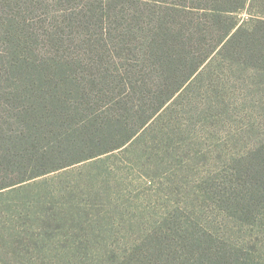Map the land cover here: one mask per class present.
Here are the masks:
<instances>
[{
    "label": "trees",
    "instance_id": "trees-1",
    "mask_svg": "<svg viewBox=\"0 0 264 264\" xmlns=\"http://www.w3.org/2000/svg\"><path fill=\"white\" fill-rule=\"evenodd\" d=\"M231 65L264 71V0H0V192L152 148V133L167 148L185 130L165 116ZM255 149L196 178L195 200L132 244H115L101 217L71 235L58 226L67 240L39 264H253L236 248L230 262L203 211L212 204L247 227L264 217V145ZM51 234L44 228L42 244Z\"/></svg>",
    "mask_w": 264,
    "mask_h": 264
},
{
    "label": "rangeland",
    "instance_id": "rangeland-1",
    "mask_svg": "<svg viewBox=\"0 0 264 264\" xmlns=\"http://www.w3.org/2000/svg\"><path fill=\"white\" fill-rule=\"evenodd\" d=\"M206 79L174 105L177 115L165 116L163 125L171 119L168 126L185 130L167 148H154L152 133L144 137L152 148L138 145L0 192V264H39L48 256L52 261L53 247L68 237L56 227L71 235L100 217L115 244H132L172 207L183 209L186 196L195 200L196 178L229 171L243 157L253 159L259 151L252 149L264 145V71L231 65L212 85ZM203 212L212 216L211 227L226 244L230 262L236 248L242 258L264 264V217L247 227L218 216L212 204ZM44 228L52 238L42 244Z\"/></svg>",
    "mask_w": 264,
    "mask_h": 264
}]
</instances>
